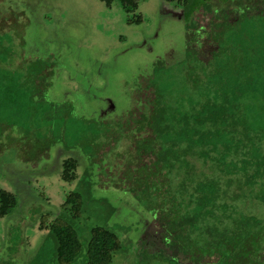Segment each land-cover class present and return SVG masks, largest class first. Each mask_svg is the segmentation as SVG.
I'll return each instance as SVG.
<instances>
[{"label": "trees", "instance_id": "obj_1", "mask_svg": "<svg viewBox=\"0 0 264 264\" xmlns=\"http://www.w3.org/2000/svg\"><path fill=\"white\" fill-rule=\"evenodd\" d=\"M99 1H119L130 24L142 22L141 0ZM163 1L183 4L188 32L200 28L194 16L204 9L209 33H187L186 58L155 62L140 76L130 109L115 118L73 117L70 103L49 101V62L19 51L23 33L0 29V155L15 147L36 165L57 143L75 155L66 154L59 174L76 188L59 209L22 224L46 232L35 261L48 242L55 264L76 263L83 245L74 224L92 188L103 189L111 175L94 179L92 168L125 156L121 188L152 215L181 264L264 263V0L237 12L227 0L219 8L206 0ZM77 126L82 131L71 140L68 131ZM75 151L85 159L81 175ZM40 203L49 204L30 205ZM18 207L19 196L0 187V218ZM122 246L113 230L95 226L86 264H112Z\"/></svg>", "mask_w": 264, "mask_h": 264}, {"label": "rangeland", "instance_id": "obj_2", "mask_svg": "<svg viewBox=\"0 0 264 264\" xmlns=\"http://www.w3.org/2000/svg\"><path fill=\"white\" fill-rule=\"evenodd\" d=\"M169 8L163 0H141L137 14L142 22L130 24L119 1L108 7L99 0H0V29L23 33L24 44L19 51L49 62L54 71L47 92L49 101L70 103L72 116L115 118L130 109L140 76L155 62L164 60L172 65L187 56L185 23ZM208 18L203 17L201 24ZM81 131L78 126L69 129L70 139ZM66 154L72 153H65L57 143L50 156L36 165L20 158L15 147L0 155V187L15 192L20 199L15 214L0 218V264H55L48 242L43 256L34 260L46 232L39 230L38 223L22 224L59 209L66 195L76 188V183L60 178V163ZM75 154L80 159L81 175L85 159L80 151ZM124 157L92 168L94 179L105 172L111 175L102 184L104 190L92 188L84 214L74 224L83 245L75 264H86L90 231L95 226L113 230L123 243L112 264H181L182 258L164 247L152 215L132 193L121 188ZM39 200L49 204L30 205Z\"/></svg>", "mask_w": 264, "mask_h": 264}, {"label": "flooded vegetation", "instance_id": "obj_3", "mask_svg": "<svg viewBox=\"0 0 264 264\" xmlns=\"http://www.w3.org/2000/svg\"><path fill=\"white\" fill-rule=\"evenodd\" d=\"M223 1L224 0H206L205 3L207 4H211L213 5L214 7H222L224 4H223ZM245 0H227L225 3V7H228L230 8L231 10L237 12L239 10L238 7L241 8L242 5H249L250 4V1L249 0H246L247 4L244 3ZM169 12L170 13H173L175 16L179 17L180 20H182L184 23H185V26H186V18H187V14H186V9L185 7L183 6V4H178V3H169ZM208 19H206L207 23L202 25L201 22H202V18L203 17H208ZM194 19L197 20V22L199 21V23L201 24L200 28L198 30H195V31H190L186 33H198V37L201 38V36H199L200 33H209L207 32V29H208V23H209V20L211 19V15L208 14V13H205L204 9H201L197 14H195L194 16ZM187 27V26H186ZM187 29V28H186Z\"/></svg>", "mask_w": 264, "mask_h": 264}]
</instances>
